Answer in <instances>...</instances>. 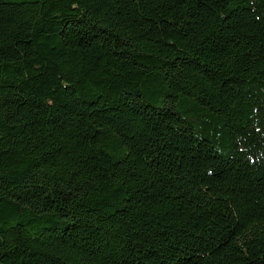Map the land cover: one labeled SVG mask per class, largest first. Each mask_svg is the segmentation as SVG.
Instances as JSON below:
<instances>
[{
  "label": "trees",
  "instance_id": "1",
  "mask_svg": "<svg viewBox=\"0 0 264 264\" xmlns=\"http://www.w3.org/2000/svg\"><path fill=\"white\" fill-rule=\"evenodd\" d=\"M0 264H264V0H0Z\"/></svg>",
  "mask_w": 264,
  "mask_h": 264
}]
</instances>
